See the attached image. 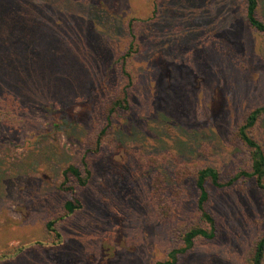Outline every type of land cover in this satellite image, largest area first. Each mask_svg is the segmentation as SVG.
I'll use <instances>...</instances> for the list:
<instances>
[{
	"label": "rangeland",
	"instance_id": "1",
	"mask_svg": "<svg viewBox=\"0 0 264 264\" xmlns=\"http://www.w3.org/2000/svg\"><path fill=\"white\" fill-rule=\"evenodd\" d=\"M59 1L76 10L58 11ZM94 1L0 0L4 60L15 44L14 58L3 60L12 69L0 74L17 78L20 103L18 126L0 134V253L22 249L0 264H154L199 223L195 172L209 165L227 180L249 169L235 130L264 103V60L260 34L244 22L245 1L159 0L155 15L151 0ZM9 4L14 13L2 14ZM130 16L149 17L130 111L113 119L79 192L82 208L62 220L61 241L36 246L70 197L59 189L61 172L79 162L98 125L94 102L124 81L112 60L126 45ZM24 53L29 67L15 68ZM250 134L264 149V116ZM154 187L169 199L168 218L154 213ZM239 187L210 189L217 235L197 239L177 264H246L264 233V192L251 180Z\"/></svg>",
	"mask_w": 264,
	"mask_h": 264
},
{
	"label": "trees",
	"instance_id": "2",
	"mask_svg": "<svg viewBox=\"0 0 264 264\" xmlns=\"http://www.w3.org/2000/svg\"><path fill=\"white\" fill-rule=\"evenodd\" d=\"M245 7L243 10L244 22L248 29H252L254 32L259 33L261 36L260 44L257 47L258 52L264 60V21L260 19L258 14V1L257 0H244ZM60 2V1H59ZM57 2L58 11L65 10L68 13H72L76 10V6L64 5ZM97 3L91 0L90 4ZM10 6L7 12L14 13V7L16 4ZM151 14L155 15L159 11V0H151ZM149 13V15H150ZM148 15V16H149ZM149 19V17H148ZM142 16H130L124 19V31L126 32L125 46L112 60V65L120 70L123 76V83L120 87H117L112 93H105V98L101 99L99 103L94 102L95 109L94 117L98 122L96 129L93 131L92 136L88 137L81 157L78 163L68 164L61 172V182L59 189L70 195L69 198L63 203V210L58 217L50 219L44 224V234L48 237L47 241H37L36 246L48 247L49 243L54 240L61 241L63 222L66 217L75 214L83 206V201L79 195L80 190L86 186L90 180L93 172L92 161L93 157L100 154L102 148V142L108 135L109 129L113 125V119L119 116L120 113H129L131 104L133 103V95L137 88L140 79L137 71V63L139 55L142 54L144 48L141 47V36L143 34L144 24L149 21ZM48 29V27H46ZM20 31H13L14 39L12 42H16L17 35ZM15 34V35H14ZM39 34V33H38ZM41 35V34H39ZM10 36V34H9ZM37 44L42 42L37 40ZM33 47L36 45L35 41L30 43ZM15 44L10 45L8 48V55L2 57L0 60V69L4 67L11 70L12 67L6 66L9 58H14V55L10 54L14 52ZM16 59L22 62L23 66L17 65L15 68L24 69L29 67L30 59L24 53L23 55H17ZM141 56V55H140ZM6 63L4 65L3 63ZM4 68L2 70H4ZM11 85L18 86L17 78L11 75V72L3 71L0 74V134H4L7 130L8 133L12 129L18 126L20 118L17 116L19 110V98L13 93V87ZM264 116V103L254 106L243 117L242 122L235 130L237 140H239L246 149L247 156L250 161L249 169H242L234 172L227 180H222L219 171L212 166H205L198 169L194 174V186L197 191L195 199V210L199 223L185 229L182 234V245L175 247L168 251L166 257L161 260H157L154 264H177L180 259V255L187 253L194 245L197 239L212 240L217 235V218L215 213L209 208V202L211 199L210 189L215 188L219 190L221 188L237 189L241 181L251 180L254 187L258 191L264 192V149L257 142V140L250 134V129L254 127L257 121ZM150 204L154 210L155 215L158 217L170 216L172 209L171 204L167 196L162 195L161 188L154 187V190L150 193ZM156 201H161V205L155 204ZM160 203V202H159ZM166 203L168 204L165 207ZM53 233V236H47ZM50 240V241H49ZM22 251V249H20ZM19 251V252H20ZM18 251H12L9 253H0V259H14L19 254ZM15 255V256H14ZM246 264H264V233L254 241L251 249L247 253L245 258Z\"/></svg>",
	"mask_w": 264,
	"mask_h": 264
}]
</instances>
